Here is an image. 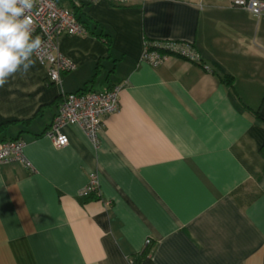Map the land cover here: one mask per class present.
<instances>
[{"label":"crops","instance_id":"obj_1","mask_svg":"<svg viewBox=\"0 0 264 264\" xmlns=\"http://www.w3.org/2000/svg\"><path fill=\"white\" fill-rule=\"evenodd\" d=\"M80 6L86 34L57 40L74 65L61 84L33 57L0 88V140H22L31 164H0V264H131L148 238L154 264H264V13L230 0ZM152 41L189 42L201 62L152 67ZM116 86L97 146L78 125L61 128L64 147L44 135L61 90ZM91 174L99 194L83 199Z\"/></svg>","mask_w":264,"mask_h":264},{"label":"built area","instance_id":"obj_2","mask_svg":"<svg viewBox=\"0 0 264 264\" xmlns=\"http://www.w3.org/2000/svg\"><path fill=\"white\" fill-rule=\"evenodd\" d=\"M96 0H74L92 2ZM120 5L127 0H107ZM198 2L200 0H189ZM231 6L244 9L259 16L264 13V1L260 0H230ZM33 20V36L39 35L42 46L33 57L46 67L49 80L57 85L61 84L60 75L71 71L74 65L61 55L57 48V40L61 35L86 34L85 27L77 20L70 8L60 5L57 0H35L34 6L28 13ZM168 56L183 58L193 63L201 62V57L195 47L189 42L152 41L147 42L142 60L152 67H156ZM120 87H113L105 91L64 92L61 90L57 112L45 131L53 145L57 148L68 144V138L61 132L65 125L80 126L91 143L97 146L99 134L105 119L115 113L119 107ZM24 142L19 139L0 140V164L17 161L28 168L31 164L24 155ZM99 183L91 174L87 185L80 191V197L88 199L99 194ZM151 240H145L149 245ZM132 264V261L130 260Z\"/></svg>","mask_w":264,"mask_h":264},{"label":"clouds","instance_id":"obj_3","mask_svg":"<svg viewBox=\"0 0 264 264\" xmlns=\"http://www.w3.org/2000/svg\"><path fill=\"white\" fill-rule=\"evenodd\" d=\"M34 3L35 0H0V88L16 73L26 74L42 46L41 37L33 36V20L28 14Z\"/></svg>","mask_w":264,"mask_h":264},{"label":"trees","instance_id":"obj_4","mask_svg":"<svg viewBox=\"0 0 264 264\" xmlns=\"http://www.w3.org/2000/svg\"><path fill=\"white\" fill-rule=\"evenodd\" d=\"M57 2L60 5H64L70 8L77 17V20L86 28L85 24L83 23L79 15V12L81 11L80 4L82 2H79L78 4H76L74 0H57ZM103 38L106 37L104 36ZM106 41L108 42V40ZM82 91H87V90L81 89L77 92H82ZM151 253H152V241L149 245L143 246V248L138 253L130 256V260L132 261V264H154L151 258Z\"/></svg>","mask_w":264,"mask_h":264}]
</instances>
